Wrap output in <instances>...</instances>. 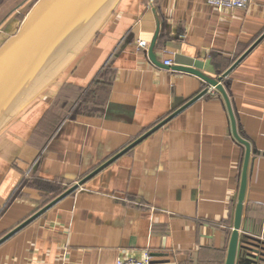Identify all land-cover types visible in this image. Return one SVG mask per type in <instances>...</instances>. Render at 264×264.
Masks as SVG:
<instances>
[{
	"label": "crops",
	"instance_id": "obj_1",
	"mask_svg": "<svg viewBox=\"0 0 264 264\" xmlns=\"http://www.w3.org/2000/svg\"><path fill=\"white\" fill-rule=\"evenodd\" d=\"M33 2L0 0V27L13 30L0 46ZM94 25L0 128V238L209 87L173 67L218 79L264 33V0L223 10L116 0ZM223 85L251 147L236 264H264V38ZM244 157L225 98L209 87L1 243L0 264H116L146 253L155 264H226Z\"/></svg>",
	"mask_w": 264,
	"mask_h": 264
},
{
	"label": "water",
	"instance_id": "obj_2",
	"mask_svg": "<svg viewBox=\"0 0 264 264\" xmlns=\"http://www.w3.org/2000/svg\"><path fill=\"white\" fill-rule=\"evenodd\" d=\"M115 1L116 0H38L34 4L18 31L0 46V125L8 117L9 120L24 102L32 98L33 95L25 99L31 92V94H33L36 87L44 81L43 79L48 73H51L52 69L63 63H61L60 59L72 48V46L75 47L85 42L86 38L92 32L95 22L105 15ZM263 38L264 33L218 79L210 78L199 70L191 67H173V69L177 71H184L198 75L204 79L209 87H214L221 92L229 110L234 137L245 147L242 179L234 218V229L228 247L226 264H236L239 229L247 187V171L251 147L249 142L242 138L237 131L236 119L229 97L224 88L223 80ZM155 41L156 37L149 49V57L154 62H156L153 53ZM66 62H64V65ZM47 79L48 76L45 81H47ZM39 87L37 89H39ZM209 87L186 102L146 133L138 137L131 144L86 175L76 184L69 187L34 215L2 236L0 238V244L13 236L51 206L77 190L112 161L148 137L176 114L207 93Z\"/></svg>",
	"mask_w": 264,
	"mask_h": 264
},
{
	"label": "built area",
	"instance_id": "obj_3",
	"mask_svg": "<svg viewBox=\"0 0 264 264\" xmlns=\"http://www.w3.org/2000/svg\"><path fill=\"white\" fill-rule=\"evenodd\" d=\"M207 2L216 7L218 10L223 9H245L250 6L251 0H207ZM165 65L170 66L171 61H165ZM116 264H155L152 262V257L146 253L142 259L132 257H120Z\"/></svg>",
	"mask_w": 264,
	"mask_h": 264
},
{
	"label": "rangeland",
	"instance_id": "obj_4",
	"mask_svg": "<svg viewBox=\"0 0 264 264\" xmlns=\"http://www.w3.org/2000/svg\"><path fill=\"white\" fill-rule=\"evenodd\" d=\"M32 1V0H31ZM38 0H34V4H35V2H37ZM32 3V4H33ZM32 7L34 6V5H31ZM31 7V8H32ZM17 20H19V18H17ZM18 22V21H17ZM17 22H14V24L15 23H17ZM13 24V25H14ZM5 26V25H4ZM3 25H1V29H0V42L2 43L7 37H8V35L10 34L9 32H13V30H11V31H8V28H9V26L8 25H6L5 27H4ZM21 26V25H20ZM19 29V28H18ZM17 29V30H18ZM15 33H13V35H14ZM7 35V36H6ZM84 43V42H83ZM83 43H81V44H79V45H77V46H72V48L70 49V50H68L66 53H65V55H63V57L60 59V61H61V63L63 62V64H64V62H66L68 59H70V57H72L77 51H78V49L81 47V45L83 44ZM60 63V64H61ZM63 66L64 65H62V66H58V67H56V68H54V69H52V71H51V73H48L47 74V76H48V81H50L49 83H51L53 80H55L60 74H61V72H62V70H63ZM47 76L43 79L44 81H45V79L47 78ZM43 81V82H44ZM42 82V83H43ZM41 83V84H42ZM48 83V84H49ZM48 84H46L44 87H42L40 90H36L39 86H37L36 87V91L34 90L33 92H34V94H33V98L34 97H36V96H39V95H41L42 94V92L44 91V89L47 87V85ZM36 92V93H35ZM32 93V92H31ZM31 93L29 94V96L27 95L26 96V98L25 99H27V98H29L30 96H31Z\"/></svg>",
	"mask_w": 264,
	"mask_h": 264
},
{
	"label": "bare ground",
	"instance_id": "obj_5",
	"mask_svg": "<svg viewBox=\"0 0 264 264\" xmlns=\"http://www.w3.org/2000/svg\"><path fill=\"white\" fill-rule=\"evenodd\" d=\"M62 65H64V64L62 63L60 66H62ZM39 75H40V74H39ZM47 82H48V80L45 81V82H43L42 84H40V87H39V89H37V91L40 90L42 87H44V86L47 84ZM35 93H36V92H35ZM33 94H34V92H33ZM33 94H31V96H32ZM8 118H9V117H8ZM8 118H7L6 120H4V121L1 123L0 128L6 123L5 121H7ZM1 121H2V120H1Z\"/></svg>",
	"mask_w": 264,
	"mask_h": 264
}]
</instances>
